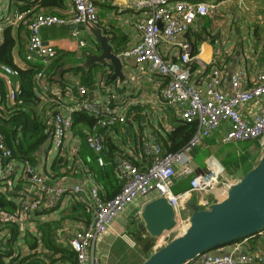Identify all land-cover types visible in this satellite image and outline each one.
<instances>
[{
    "label": "built area",
    "instance_id": "1",
    "mask_svg": "<svg viewBox=\"0 0 264 264\" xmlns=\"http://www.w3.org/2000/svg\"><path fill=\"white\" fill-rule=\"evenodd\" d=\"M69 1L74 10V15L69 18L34 14L30 10L0 16V37L10 26H23L28 31L24 67L37 61L46 67L57 57L56 49L42 40L40 32L43 28L83 23L99 25L98 9L93 0ZM214 1L220 0H127V9L142 16L135 24L140 41L121 52L120 57L132 58L137 66L146 65L148 74L162 78L157 99L171 108L182 124H194L196 130L178 152L165 151L157 133L145 136L138 155L129 150L127 155L115 161L113 173L120 191L110 199H102L95 181L85 189L80 183L69 186L64 179L51 180V173L37 170L28 160H17L0 132V192L17 206L13 213L0 212L2 243H8L12 225L22 228L37 213L63 206L69 196L88 209L90 220L74 228L67 245L75 254L77 264H99L97 257L89 259L94 245L113 229L114 222L137 200L141 199L144 206L151 200L164 198L175 214V226L156 238L152 247L154 252L186 230L189 218L182 212L193 195L202 196L198 200L200 209H207L214 203L205 197L208 194L226 196L239 179L228 176L213 156L205 161L206 171L194 174L192 151L219 131L222 134L218 142L222 145L257 142L264 147V70L251 75L239 67L226 76L220 67L211 66L204 91L196 86L190 67L195 56L184 36L197 21L212 16ZM71 36L76 38L77 31H72ZM78 45L80 48L88 46L83 40ZM170 50L176 51L175 57L169 56ZM16 75V69L0 63V76L9 87ZM106 75L99 83L106 98L100 101L88 87L52 85L44 68L35 74L33 91L39 99L49 103L50 148L58 153V158L70 160L75 166L82 164L77 147L81 140L95 155L98 166H105L103 153L107 133L113 126L125 124L135 117L134 105L138 102L109 88L104 82ZM18 92L16 87L7 94L10 105L15 103ZM75 113L87 114L95 120L91 127L82 128L78 137L73 134ZM70 139L74 145L67 151ZM183 180L189 182V188L175 193L174 186ZM16 181L24 182L26 186L15 187ZM116 236L123 237L119 233ZM129 242L135 247V242ZM45 254L53 255L48 251ZM54 256L53 260L43 259L41 264H66L60 255ZM184 264H264V254H246L238 244L231 246L229 252L220 249L205 252Z\"/></svg>",
    "mask_w": 264,
    "mask_h": 264
},
{
    "label": "crops",
    "instance_id": "2",
    "mask_svg": "<svg viewBox=\"0 0 264 264\" xmlns=\"http://www.w3.org/2000/svg\"><path fill=\"white\" fill-rule=\"evenodd\" d=\"M93 1L98 9V27L104 35L109 37L108 43L113 53L120 59L121 72L125 78L123 81L118 78L111 79L114 67L109 61L84 67L88 55L99 56L101 54L99 44L88 35L85 29H80L77 25L55 26L43 28L40 33L43 42L54 47L57 51V57L48 66L44 67L45 69H51L52 63L56 60L57 68L49 75L52 85L64 87L79 84L85 86L81 83V80L87 74L82 73V70L86 73L91 72L94 84L88 88L96 99L104 101L106 94L99 87V83L108 74L106 78L109 79V82H105V80L104 82L109 88L113 87L118 92L124 93L138 102L134 105L135 117L129 119L125 124L112 127L107 133L108 137L103 153L105 166H98L96 158L94 159L95 155L93 154V156L90 153L85 142L81 140L77 144L78 157L80 158L82 154H85L90 156L92 160L87 158V165L82 162L81 165L76 164V166H71L72 162L68 160V166L61 167L59 171V175L62 174L64 177L59 178V180L64 179L69 186L80 183L85 189L95 181L100 187L102 198H108L105 187V184L108 185L107 180L100 182L98 174L90 172L89 167L92 166L96 171H103L105 167L114 166L115 161L121 156L127 155L129 150H133L138 155L141 141L149 134L157 133L164 146L165 133L172 132L180 121L176 118L172 109L156 97L158 88L163 82L162 78L148 74L146 65L137 66L132 58L120 57L121 52L135 46L140 41V33L135 28V24L142 20L141 14L128 10L126 7L127 0ZM213 3L215 8L212 16L197 21L188 34L184 36V39L192 47V55L195 56V60L191 62L190 67L193 81L200 91L205 89L206 75L211 66L220 67L226 76H229L239 67L245 68L247 73L251 75L264 70V0H220ZM1 7L0 16L27 10L34 14L43 13L66 18L74 15L69 0H2ZM7 30L14 39H17V35H21L20 42L19 40L16 42L11 52L14 66L24 69L32 65H42L37 61L24 67V63H22L28 42V32L23 26L7 27L4 33ZM72 31H77L76 38L71 36ZM4 33L0 37V46L3 42ZM80 40L86 41L88 46L80 48L78 45ZM175 53L176 51L173 50L169 56L175 57ZM16 87L19 88L15 77L12 79V87H9L6 80L0 76L1 111L5 106H10L7 94L12 88ZM3 90L4 95L1 94ZM40 100L41 106L47 112L49 108L48 101L45 99ZM80 128L82 129V127ZM73 134L77 135L78 133L74 131ZM221 134L222 131H219L209 138L214 141V146H227L218 142ZM76 135L75 137H78ZM72 145L74 143L70 139L66 150L68 151V148ZM57 155L58 153L50 148L49 143H46L35 154L33 162L30 163L37 170L57 176V173H54L53 170L54 165L57 163ZM17 160L19 159L17 158ZM226 174L233 176L227 172ZM114 179V186L119 187L120 191V185L115 176ZM185 181L187 182V180H183L174 186L175 193L186 190L183 184ZM25 186L26 184L21 181L15 183V187L18 188H24ZM201 197V195L196 194L192 196L191 200L198 205V200ZM205 197L211 202L221 201L225 198V196L217 193L208 194ZM65 199L64 205L58 209L37 213L30 221L25 222L22 228L15 226L17 236L15 242H10V246H6V243H2L0 239V262L2 264H31L32 259H36L41 264L44 256L47 255L45 252L48 251L43 248L42 235L38 229L39 226L44 224H57L55 242L59 246L67 247V240L74 228L82 226L90 219H83L78 216V213H82L81 211L75 213L72 210L74 206H81V209L83 211L85 209L87 212L88 209L84 205L75 201L73 197L68 196ZM143 207L141 199L129 206L114 222L113 229L100 241L96 242L92 253L89 254V259L91 260L95 256L99 259V264H106L109 251H111L116 240L120 239L116 234L129 232L131 227L128 226V222L132 220L135 214L140 215ZM72 211L75 218L68 217L72 214ZM190 215L191 211L187 212L184 217L189 218ZM13 233L14 231L11 230V236ZM61 238L63 239L61 240ZM238 244L242 246V251L246 254H264V231L256 236L222 247L220 251L229 252L231 246ZM66 264L70 263L66 262Z\"/></svg>",
    "mask_w": 264,
    "mask_h": 264
},
{
    "label": "trees",
    "instance_id": "3",
    "mask_svg": "<svg viewBox=\"0 0 264 264\" xmlns=\"http://www.w3.org/2000/svg\"><path fill=\"white\" fill-rule=\"evenodd\" d=\"M18 40L20 42L21 35H17V39H14L10 35L9 30H7L4 33L3 42L0 46V63L16 69L17 75L15 79L19 86V92L16 97L15 103L10 106H5L2 111L0 110V132L4 136L6 145L12 149L15 157H17L19 160H28L29 162H33L35 154L42 147H44L46 143H49L50 141V132L48 129L47 121L51 114H49L50 112H46L43 106H41V100L39 99V96L33 91L35 74L38 70L44 68V66L32 65L25 69H17L13 64L11 52ZM55 61L52 63L51 69L44 68L45 74L48 77H50L49 75H51V73L54 72L57 68ZM82 73L87 75L82 78L81 83L86 87H91L94 84L91 72L86 73L82 70ZM105 82H109V79L106 78ZM1 94L4 95V90ZM94 123V118L89 117L87 114L75 113L73 116V130L78 133L76 136L80 135V127L89 128ZM77 127L79 128L76 130ZM195 130L196 127L194 124H182L181 122H179V124L175 126L172 132L165 133V138L163 141L165 151L178 152L179 150H181L182 147L188 143ZM226 149L227 148H224V146H214V141L212 139H206L200 146L196 147L192 151L194 174L206 171V159L210 156H215L219 159L224 170L226 169V172L229 175H232V170L235 169L237 171L239 167V165L235 162L239 159L244 161L246 160V158H248V156L240 157L239 154H236L235 150L226 151ZM87 158L89 160H92L90 156L85 154H82V156L80 157L82 162L86 165ZM95 158L96 157H94V159ZM56 161L57 163L55 162L56 165H54L53 170L54 173H57V176L51 173V180L54 181L59 180V178H64L63 176L59 175V171L61 167H67L69 164L68 160H63L61 158H58ZM228 162H231L233 164L229 165ZM72 165L75 164H71V166ZM112 168L113 166H110L108 168L105 167L103 171H96L92 166L89 167L90 172H92L93 174H98L97 176L99 177L98 180L100 182L103 180H107L108 185L105 184V187L107 190L106 195L108 194V198L102 199H110L111 197L119 193V187H116V185L114 186L115 179L113 176ZM183 184L185 185L184 187L187 190L189 188V182L185 181L183 182ZM16 209L17 206L15 202L10 200L6 195H3L0 192V212L13 213ZM72 210L75 213L81 211L82 213H78L79 217L87 220L90 219V213L88 211L86 212L85 209L83 211L81 209V206H74ZM73 211L72 214L68 217L75 218ZM15 226L16 225L11 226V230L12 232L14 231V233L8 240L9 242L6 244V246H10V242H15L17 236ZM56 226L57 224H44L38 227L39 232L42 235V242L44 245L43 248L47 249L48 252L53 254H47L46 256H44V259L53 260L55 257L54 255H60L61 260H64L65 262H68L70 264H77L75 260V254L69 248V246L64 247L56 244L54 238ZM128 234L133 237L137 249L142 252L147 259L153 253L152 247L154 246L156 239L149 237L143 227V224L130 229ZM142 235H145V237L142 238ZM240 241L242 240H239L237 242ZM31 264H40V261L32 259Z\"/></svg>",
    "mask_w": 264,
    "mask_h": 264
},
{
    "label": "water",
    "instance_id": "4",
    "mask_svg": "<svg viewBox=\"0 0 264 264\" xmlns=\"http://www.w3.org/2000/svg\"><path fill=\"white\" fill-rule=\"evenodd\" d=\"M100 46L99 56L88 55L85 68L91 64L109 61L114 72L111 79L125 78L120 59L113 53L108 40L98 27L88 23L77 24ZM189 225L163 247L154 251L141 264H184L205 252L213 251L245 240L264 231V152L257 164L232 185L225 198L215 201L207 209H200L189 200ZM149 237L158 238L171 230L176 223L173 208L164 198L146 203L140 214Z\"/></svg>",
    "mask_w": 264,
    "mask_h": 264
},
{
    "label": "rangeland",
    "instance_id": "5",
    "mask_svg": "<svg viewBox=\"0 0 264 264\" xmlns=\"http://www.w3.org/2000/svg\"><path fill=\"white\" fill-rule=\"evenodd\" d=\"M212 39V38H211ZM227 150H235L236 154H239L240 157L248 156L246 160L239 159L235 163L239 165L237 171L233 169L232 175L234 178L241 179L248 171H250L258 162L260 156L264 152V147L259 146L257 142H248V143H238V144H229L224 146ZM221 165L219 159L213 156ZM229 165L233 163L228 162ZM222 166V165H221ZM225 171H227L225 169ZM69 174V173H68ZM61 176H63L61 174ZM189 208L182 212V215H186L189 212ZM143 224L141 217L139 214H135V216L128 222V226L132 228L136 226H140ZM144 227V226H143ZM123 236L120 239L116 240V243L109 251V256L107 257L108 261L106 264H141L143 261L146 260V256L140 252L136 245L133 246L129 241L134 243L133 237L128 234V232H122L120 234Z\"/></svg>",
    "mask_w": 264,
    "mask_h": 264
}]
</instances>
